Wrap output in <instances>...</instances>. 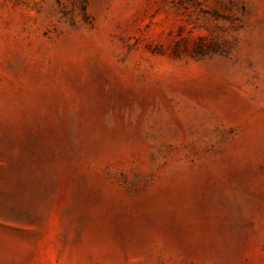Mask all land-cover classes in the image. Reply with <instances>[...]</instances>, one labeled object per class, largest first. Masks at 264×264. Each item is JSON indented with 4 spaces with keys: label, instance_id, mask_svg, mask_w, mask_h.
<instances>
[{
    "label": "rangeland",
    "instance_id": "1",
    "mask_svg": "<svg viewBox=\"0 0 264 264\" xmlns=\"http://www.w3.org/2000/svg\"><path fill=\"white\" fill-rule=\"evenodd\" d=\"M0 264H264V0H0Z\"/></svg>",
    "mask_w": 264,
    "mask_h": 264
}]
</instances>
